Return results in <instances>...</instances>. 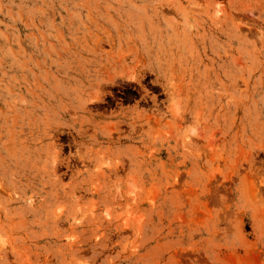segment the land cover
I'll return each mask as SVG.
<instances>
[{"label": "rangeland", "instance_id": "rangeland-1", "mask_svg": "<svg viewBox=\"0 0 264 264\" xmlns=\"http://www.w3.org/2000/svg\"><path fill=\"white\" fill-rule=\"evenodd\" d=\"M0 264H264V0H0Z\"/></svg>", "mask_w": 264, "mask_h": 264}]
</instances>
